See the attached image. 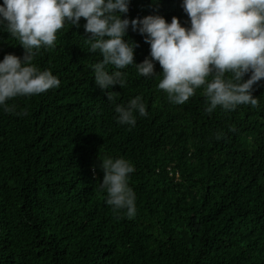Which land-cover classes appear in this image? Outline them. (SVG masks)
Returning a JSON list of instances; mask_svg holds the SVG:
<instances>
[{
	"label": "trees",
	"instance_id": "1",
	"mask_svg": "<svg viewBox=\"0 0 264 264\" xmlns=\"http://www.w3.org/2000/svg\"><path fill=\"white\" fill-rule=\"evenodd\" d=\"M181 5L132 0L128 18L175 16L188 26ZM84 23H66L55 46L33 58L60 86L10 99L14 113L0 107V264H264V80L254 86L258 107L209 114L203 86L175 104L157 87L159 75L130 65L110 101L94 82L102 56L90 52ZM127 39L139 45L136 63L150 56L138 32ZM9 53L25 50L0 27V60ZM136 96L148 115L118 123L115 106ZM108 157L135 167L134 218L99 187Z\"/></svg>",
	"mask_w": 264,
	"mask_h": 264
},
{
	"label": "clouds",
	"instance_id": "2",
	"mask_svg": "<svg viewBox=\"0 0 264 264\" xmlns=\"http://www.w3.org/2000/svg\"><path fill=\"white\" fill-rule=\"evenodd\" d=\"M132 0H3L0 27L19 40L25 50L21 58L6 54L0 60V107L15 112L7 102L18 96H32L58 88L60 80L51 70L32 63L41 47L55 46L56 34L66 23L88 34L90 52L102 59L92 65L94 82L113 101L116 85L124 87L125 73L132 65L142 77L159 75L157 87L170 102L184 104L203 86L205 111H225L239 105L258 107L254 86L264 80V0H182L188 26L177 17L169 23L162 15L128 18ZM129 29L150 45V56L135 61V41L127 39ZM156 62L162 71L156 73ZM108 66L113 70L109 71ZM245 77H248L245 79ZM117 122L137 123V114L147 116L141 96L127 105L115 106ZM17 115H27L24 109ZM217 134V139L221 138ZM103 179L99 187L106 203L124 210L129 219L137 212L136 194L129 186L134 165L124 157L100 161Z\"/></svg>",
	"mask_w": 264,
	"mask_h": 264
}]
</instances>
